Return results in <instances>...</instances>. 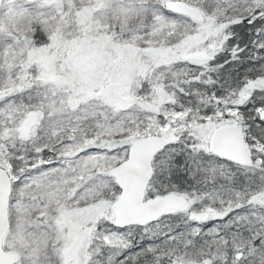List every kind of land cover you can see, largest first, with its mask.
<instances>
[{"label":"snow or ice","instance_id":"6c2138e0","mask_svg":"<svg viewBox=\"0 0 264 264\" xmlns=\"http://www.w3.org/2000/svg\"><path fill=\"white\" fill-rule=\"evenodd\" d=\"M0 264H264V0H0Z\"/></svg>","mask_w":264,"mask_h":264}]
</instances>
